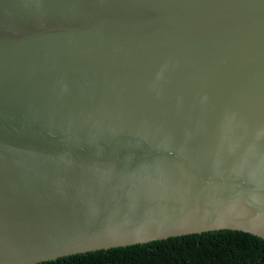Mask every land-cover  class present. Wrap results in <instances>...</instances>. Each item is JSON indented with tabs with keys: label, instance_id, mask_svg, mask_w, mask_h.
Listing matches in <instances>:
<instances>
[{
	"label": "water",
	"instance_id": "95a60500",
	"mask_svg": "<svg viewBox=\"0 0 264 264\" xmlns=\"http://www.w3.org/2000/svg\"><path fill=\"white\" fill-rule=\"evenodd\" d=\"M217 228L264 238V0H0V264Z\"/></svg>",
	"mask_w": 264,
	"mask_h": 264
},
{
	"label": "trees",
	"instance_id": "16d2710c",
	"mask_svg": "<svg viewBox=\"0 0 264 264\" xmlns=\"http://www.w3.org/2000/svg\"><path fill=\"white\" fill-rule=\"evenodd\" d=\"M32 264H264V238L240 229L217 228L76 252Z\"/></svg>",
	"mask_w": 264,
	"mask_h": 264
}]
</instances>
